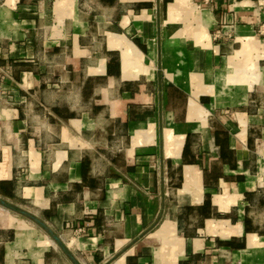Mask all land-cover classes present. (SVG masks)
Here are the masks:
<instances>
[{
  "label": "crops",
  "instance_id": "crops-1",
  "mask_svg": "<svg viewBox=\"0 0 264 264\" xmlns=\"http://www.w3.org/2000/svg\"><path fill=\"white\" fill-rule=\"evenodd\" d=\"M0 0V264H264V0Z\"/></svg>",
  "mask_w": 264,
  "mask_h": 264
},
{
  "label": "built area",
  "instance_id": "built-area-1",
  "mask_svg": "<svg viewBox=\"0 0 264 264\" xmlns=\"http://www.w3.org/2000/svg\"><path fill=\"white\" fill-rule=\"evenodd\" d=\"M204 5H211L213 0H201ZM258 34L264 38V24L260 25L258 29Z\"/></svg>",
  "mask_w": 264,
  "mask_h": 264
},
{
  "label": "rangeland",
  "instance_id": "rangeland-1",
  "mask_svg": "<svg viewBox=\"0 0 264 264\" xmlns=\"http://www.w3.org/2000/svg\"><path fill=\"white\" fill-rule=\"evenodd\" d=\"M199 3H202V1L200 0Z\"/></svg>",
  "mask_w": 264,
  "mask_h": 264
}]
</instances>
